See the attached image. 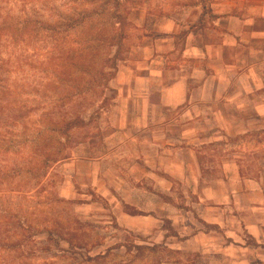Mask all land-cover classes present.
Wrapping results in <instances>:
<instances>
[{
  "label": "rangeland",
  "instance_id": "obj_1",
  "mask_svg": "<svg viewBox=\"0 0 264 264\" xmlns=\"http://www.w3.org/2000/svg\"><path fill=\"white\" fill-rule=\"evenodd\" d=\"M196 5L206 11L208 0H0V166L6 161L25 168L39 134L45 143L51 138L55 151L64 143L67 153L35 195L0 191V264L154 260L145 250L125 254L117 226L120 212L128 210L125 197L139 199L135 190L150 187L141 179V140L180 139L174 149L201 158L220 151L203 147V132L185 145L181 131L140 129L116 80L131 59L138 61L140 47H152L163 21L186 18ZM20 106L25 117L9 120ZM43 108L54 117L66 110L67 118L79 114L84 123L64 136L54 133ZM212 135L219 140V133ZM183 175L180 186L187 187ZM2 182L17 187L16 180ZM186 201L181 195L180 205Z\"/></svg>",
  "mask_w": 264,
  "mask_h": 264
},
{
  "label": "crops",
  "instance_id": "obj_2",
  "mask_svg": "<svg viewBox=\"0 0 264 264\" xmlns=\"http://www.w3.org/2000/svg\"><path fill=\"white\" fill-rule=\"evenodd\" d=\"M183 17L163 21L116 84L143 131L178 130L185 145L203 132V147L220 153L181 155L180 139L141 140L150 187L125 197L119 241L130 257H154L147 264H264V0H208Z\"/></svg>",
  "mask_w": 264,
  "mask_h": 264
},
{
  "label": "trees",
  "instance_id": "obj_3",
  "mask_svg": "<svg viewBox=\"0 0 264 264\" xmlns=\"http://www.w3.org/2000/svg\"><path fill=\"white\" fill-rule=\"evenodd\" d=\"M113 65L114 64H112V67L114 68ZM109 73L103 72V75L104 76L113 75L112 73L111 74ZM107 78L104 79V81L107 80ZM23 111L24 110L22 109V106H20L16 110L15 114L13 113L12 115H10L9 120H12L13 122H15L17 118L19 119L21 116L25 117L23 115L24 114ZM54 112L49 111L46 108H43V113L41 114L44 122L49 121L50 123H53L54 128H52V130L54 131V133L57 132L64 136L68 134L72 128L76 126H80L84 123L83 118H81L79 114L72 116L71 118H67L68 111L66 110L62 114H57V116L54 117ZM57 123H58V126H57ZM37 134H39V132H37ZM46 139H47V142L45 143L44 139H42L41 134L37 136V141L35 143V148L33 149L32 154L30 156L27 154L28 158L24 162L25 168L18 166V164L16 165V163H14L13 166L8 165V162L4 161V165L0 166V191L1 193L6 194V195L8 194L17 195L18 193L22 192L23 195L21 197H24V196L28 197L29 195L30 196L35 195L36 193L39 192L40 189L43 188L42 186L45 185L43 181H45V179L47 178V174L51 166L67 157L66 152L65 154L62 153L65 147L64 143L62 142L59 143V141H56L61 146L58 151H55V149H53L54 147L51 146L52 144L51 138H46ZM8 178L9 180H14V181L16 180L17 187L6 188L2 181ZM78 245H81V242H79Z\"/></svg>",
  "mask_w": 264,
  "mask_h": 264
}]
</instances>
